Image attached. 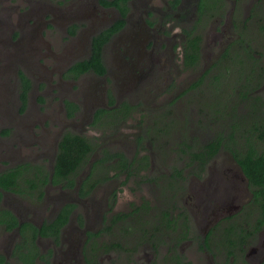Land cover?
Masks as SVG:
<instances>
[{
  "label": "flooded vegetation",
  "instance_id": "obj_1",
  "mask_svg": "<svg viewBox=\"0 0 264 264\" xmlns=\"http://www.w3.org/2000/svg\"><path fill=\"white\" fill-rule=\"evenodd\" d=\"M38 1L33 4L31 0H18L10 6V0H6L3 6L6 18L0 22L3 27L0 28V177H4L8 168L23 162L39 168L44 166L50 174L47 181L36 179V186L41 185V188L31 189L20 174H17L14 185L8 188L0 186V264H100L99 255L115 248L126 250L131 264H146L143 261L146 252L151 254V264H196L195 256L194 263H191L181 253V246L188 239L194 242L195 252L202 257L201 262L205 258L207 264H223L228 246H220L218 239H221V243L226 241L228 235L224 234L225 228L233 218L245 222L246 216L240 210L252 197L247 179L236 162L247 199L238 207L229 206L227 210L224 209L222 197L205 196L197 199L203 205L201 213L204 216V228L196 237V233L193 235L189 232L185 239H180L182 228L190 231L193 228L192 219L180 205V195L183 188L187 187V177L201 178L215 156L207 161L203 171L198 170L196 174L198 167L191 171L192 168L184 164L179 167L171 166L173 171L163 182V190L171 192L169 197L164 198L165 201L161 199L162 205L158 209L150 205L149 211L142 209L128 220V213L133 207L129 210L125 208V211L117 212L124 213L125 216L115 219L117 213H114L102 228H95L90 217L102 210L103 201L105 210L112 209L116 194L115 190H111L108 195H104L100 190L102 198L97 200L96 189L120 176L125 179L135 176L139 180L146 178L147 176H140L139 172H145L146 169L153 171L152 161L148 159V165L139 168L138 173L129 178L126 170L115 175L118 169L109 167L111 162L117 161L116 157L105 162L107 166L97 164L80 191L92 162L103 156L104 151L121 152L129 159L134 155L128 157L125 153L128 149L98 146L93 141L95 147L82 167L75 174L71 173L56 181L52 180L53 160L61 138L67 133L89 138V133L86 132L88 126L100 129L102 126L126 123L136 105L143 101L131 100L132 92L139 84L148 85L153 78L162 77L163 73L167 81L162 92L169 93V99L162 101L166 106L180 103L184 94L202 87L209 74H206L201 85L196 86L200 76L214 62L222 59L227 50L231 58L241 56L239 48L241 42L244 43L242 30L246 29L248 23L255 20L258 27L264 28V0ZM2 3L3 0H0V8ZM237 10L244 14L241 20L235 17ZM30 19L41 21V28L45 23H48L49 28H57L61 37L57 33L56 38L66 40L67 43L61 48L57 45L53 52L49 42H35L31 36ZM227 23L231 24L236 34V39L230 43L221 38ZM204 29L211 31L212 42L219 46V49L208 52L209 54L204 53L205 48L202 46L208 39V31L204 34ZM51 43L55 41L52 40ZM193 44L199 48L195 49ZM235 48H238L236 52ZM243 52L247 56L244 50ZM95 53L99 55V62L103 65L100 71L91 65L87 69H84L86 64L76 66L80 62L89 61ZM176 57L178 64L183 67L178 69L176 66L179 72H194L200 65H207L198 78L191 80V74L187 78L183 75L180 85L187 84L180 90L175 84L176 77L170 74L176 70L172 67ZM227 57L229 55L222 62ZM40 58H47L50 63L43 64ZM186 60L194 62L189 64ZM207 61L210 62L206 64ZM35 75L37 77L33 82L32 76ZM42 80L45 81L46 88L56 87L57 92L59 91L58 104L49 113L41 112V107L38 108L35 104L31 108L29 105L25 107L24 100H27L28 93L33 86L38 89V83ZM172 89L177 92L172 93ZM23 92L27 96L24 99ZM16 97L18 101L15 100ZM40 101L39 105H49L42 98ZM100 109H113L115 114L109 117V122H105V117L96 120L95 114ZM221 127L227 128L224 124ZM11 131H15V135L9 140H3ZM220 133L225 138L228 135L227 131ZM214 134L216 133H209L205 141L212 139ZM29 145L36 148L27 151L26 146ZM176 150L186 156L180 149H175L174 153H177ZM221 151L228 152L229 156L228 150L221 148ZM144 155L147 156L142 154ZM182 160L187 159L182 157ZM106 169L109 178L100 181ZM81 170H85L82 176L78 173ZM181 170L182 174H177ZM72 177L75 184L69 187L68 179ZM11 188L20 189L21 192ZM154 209L156 210L153 211ZM165 209L169 212L167 217L172 218L171 222L160 223L161 229L151 228L155 223L153 221L162 217L161 213ZM222 210H226V215L220 214ZM61 213L65 221L59 223ZM107 213L99 216L100 225H103ZM145 220L149 222L144 224ZM187 224L189 229L185 228ZM116 225H120L126 232L125 248L113 240L101 241V236L112 233ZM211 229L214 230L209 234ZM236 232L243 235L241 229ZM232 236L230 234L228 237L232 239ZM241 240L237 239L240 247L235 248L229 264H261L264 259V225L254 236L240 242Z\"/></svg>",
  "mask_w": 264,
  "mask_h": 264
},
{
  "label": "rangeland",
  "instance_id": "obj_2",
  "mask_svg": "<svg viewBox=\"0 0 264 264\" xmlns=\"http://www.w3.org/2000/svg\"><path fill=\"white\" fill-rule=\"evenodd\" d=\"M5 1L6 0H3L0 8V22L3 18H6L5 12H3ZM17 2L18 0H10L9 5L11 6L13 4H16ZM38 2V0H31V3L33 4ZM53 3L54 2L52 1V4ZM243 16V13H238V10L236 11L235 17L237 20H241ZM11 18L12 20H14L13 15L11 16ZM36 19L35 21H31L30 19L29 23L32 30L31 36L35 42H49L53 52L56 50L57 45L61 48V46L67 43L66 40L56 38L57 33L61 37L60 32L57 28H49L48 23H45L41 28V21H37ZM0 28L3 29L2 26H0ZM224 29L225 33L221 37L224 41H229L230 43L231 41L236 39V34L234 32L235 30L231 27L230 23L225 24ZM208 30L209 29H204L203 33L205 34V32H207ZM242 31H244L242 33L244 39V48H247V50L252 52V54H254L255 56H258L262 52L264 53V28L258 27V22L254 20L248 23L246 29ZM210 33L211 31H208V39H206V43L204 41V43L202 44L203 48H205L204 53L207 54H209L208 52L219 49V46L212 42ZM20 38H22V34ZM52 40H54L55 43L52 44ZM244 48H239V52L243 56ZM237 50L238 48H235L234 52H236ZM177 58L178 57H176L175 59L176 62L174 61L177 64L174 63L172 67L176 69L177 66L178 69H182L183 67H181V64H178ZM40 60L43 64L50 63L47 58H40ZM210 61H207L206 64H208ZM206 67L207 65L205 64H203V66L200 65L194 72L189 73L179 72L176 69L174 70L175 72L171 71L170 74L173 77H176V80H179L178 83H176L175 80V84L177 85L176 87L178 88V90H180L187 84L186 82L185 84L180 85L182 83L180 78L183 75L187 78V76L191 74V80H193L194 78H198ZM215 70L220 72L224 71V69H213L210 73H214ZM35 77H37V75H35L34 77L32 76L33 82ZM162 77L153 78V80L148 85L139 84L135 87L136 90L132 92V102H135L134 100L143 101H141V104L136 105L133 113L131 114V117L127 119L126 123H124L123 125L114 124L113 126H102L100 129L91 126L87 127L88 131L86 132L89 133V138L92 143L94 141L98 146L106 145L107 147H110L112 149H128L127 152H125L128 154V157L136 154H147L148 159L152 161L154 167L153 171L152 169H146L145 172H139L140 176H147L146 178H142L141 180H139V177L136 176L132 177V179H125L124 176H120L119 178L116 177L115 179H113V182L108 181L102 184L100 188L96 189L95 194H97V200L102 198L100 196V190H102V194L104 195H108L111 190H115L114 192L116 195L112 209L105 210L103 198V207L101 208L102 210L96 211L90 217V219H92V225L95 228L99 226V228L106 226L109 222V219L114 213L125 211V208H128L129 210L133 207V205L139 204L141 203V201H148L152 207L158 209L162 205L160 204L161 199L162 201H165L164 198L169 197V194L171 192L169 190H163L164 180L168 178L173 171L171 169V166L179 167L180 165L184 164V160H182V157L184 158L185 156L179 153L178 150H176L177 153H174L175 149L180 148L181 139H186L187 141H189L191 140V138L195 137L198 141H205L207 135L211 132H228L229 130V124L225 120L221 119L220 121L213 120L212 122H209V116H206L203 120L202 116L200 115L202 114V111L203 115H207L204 107H202L200 102L204 101V105L209 107L213 103V101L216 100L215 95L220 88L218 86L210 85V79L209 82L208 80H205V84L197 90L184 94L181 97L180 103L166 106V104L162 101H167L169 99V93L166 94L162 92L163 88L165 89L167 81L163 76V73ZM232 77L235 78V75ZM228 80L230 87L226 89L227 95H229L230 98H233L235 101H239L236 112L243 113L241 116L244 115L243 117H245V111L247 110V100L242 98L239 99V96L236 93L238 82L234 83V79H232L231 77H229ZM163 81L164 84L162 85ZM250 81V77L245 81L243 77L239 78V84L243 82L244 84H248L250 83ZM224 83L225 82L221 83L222 86L224 85ZM261 84L262 87L257 88L259 89L257 92L259 94H263L264 96V78L262 79ZM38 86V89H34L33 86V88L28 93V97L25 96L27 97V100H25V107L29 105L31 108L35 104L36 107H41V112L49 113V111L58 104L59 91L57 92L56 87L46 88L44 80H42V82H39ZM175 92H177L176 89H172V93ZM7 98L9 100L11 99L9 95L7 96ZM40 98H42V101L48 102L49 105H39L38 103H41ZM220 98L226 102L225 97L222 96L219 97V99ZM15 100L18 101L19 99L16 97ZM182 100L186 101V103H184ZM228 110L229 107L226 109V111L228 112ZM219 124H224L225 126H227V128L221 127V125ZM46 125L48 126L49 124ZM35 131L36 129L34 130V132ZM14 135L15 131H11L10 134L3 140H9ZM138 136L142 137V140L139 143L136 139ZM196 139H193L194 142L197 141ZM35 148L36 147L31 145L26 146L27 151ZM263 149L264 147H262V150ZM177 154L179 156H176ZM227 154L228 152L219 151L217 155L211 160V162L208 163L204 175L199 178L200 180L192 179L190 177L191 182L189 185L188 181L190 180V178L187 177V187L183 188L182 194L180 195V197H182V199H180V205L185 209V211L188 212V216L192 219L191 221L193 223V228L190 232L193 233V235L196 233L195 237L201 234L200 231L202 228H204L205 224V221L203 220L204 216H202L201 213L203 212V205L202 203L197 202V199L200 200L205 196L206 198H211L212 196L219 199L222 197L224 199H221L223 200V202H225L224 209L227 210L229 206L234 205V207H238L248 197V195L244 192L245 187L243 182L241 181L239 169L236 166L231 154L229 153V156H227ZM84 172L85 170H81L78 173L82 176V173ZM151 176L154 178L151 179ZM111 194L109 195V199L111 197ZM155 210L156 209H154L153 211ZM226 210H222L220 214L224 213L226 215ZM106 213V219H108L103 220V225L102 223L100 225L99 216ZM101 237V241L103 242L113 240L116 243H119L121 246L123 245L124 248L125 246L127 247L126 232L121 229L120 225L114 226L112 233H109V235L104 234ZM193 243L194 242L189 241V239L184 241L181 246V253L191 263H194L193 257L195 256L196 264H207L205 258L201 262L202 257L195 252ZM145 255L146 258L143 259V261L146 262V264L147 261H150L149 264H151L153 262V260H149V256H151V254L146 252ZM128 256V252L123 248H115V250H109L107 253H101L99 255L100 259L98 258V260L100 264H131L128 261ZM136 256L138 257V253L136 254ZM131 259H133V256L131 257ZM219 259L221 258L219 257Z\"/></svg>",
  "mask_w": 264,
  "mask_h": 264
},
{
  "label": "trees",
  "instance_id": "obj_3",
  "mask_svg": "<svg viewBox=\"0 0 264 264\" xmlns=\"http://www.w3.org/2000/svg\"><path fill=\"white\" fill-rule=\"evenodd\" d=\"M193 45L195 46V44ZM240 47L244 48L243 42H241ZM198 48L199 46L196 45L195 49ZM228 51L229 50H227L223 56L224 58L229 55V57L225 58L224 62H222L223 58L214 62L204 71L199 80L196 82V86H199L202 82H204L206 74H209L211 70L224 69L223 72L215 70V72L212 74L210 73V76L206 79L208 82L210 79V85L220 87L215 95L216 100L213 101L209 107L204 105V101H201L200 104L204 107L207 115L209 116L208 120L210 122L213 120L220 121L221 119L228 122L229 130L227 132V137L225 138L222 133L217 132L212 136V139L206 141H198L195 137L191 138L189 141L181 139V146L179 148L180 151L186 155L185 157L187 160H184V165L191 167V171H193L195 167L199 168H196L195 174L198 170L203 171L207 161L216 156L221 148L226 149L232 155V158L238 164L243 175L247 179V187L249 188L252 197L250 198V201H248V204H244L240 210V212L244 213L247 218L245 217V222H242L241 219L235 218L230 220L225 228L224 234H227L228 236L233 234L232 239L227 236L225 239L226 241H223L222 243L221 239H218L220 246H228L226 247V257L223 264H229L228 261L230 260V256L234 254L235 248L237 246L240 247V244L237 242L238 238H240V240L242 239L240 241L242 242L251 235L254 236V234L264 225V149L262 150V147H264V96L263 94H259L257 92V88L262 87L261 85L263 84H261V81L264 78V53L262 52L258 56H255L252 52L248 51L247 48H244L247 56H242L240 54L241 56L234 59L231 58L232 56ZM236 54H238V52ZM188 61L189 64L194 62L192 60H186V63H188ZM82 64H86V68L84 69H87V67L91 65L95 66L100 71L103 67L101 62H99V55L96 53L89 59V61L86 60L84 62H80L76 66L80 67ZM219 64H223V66ZM234 75L235 78L232 77ZM229 77L234 79V83L238 82L236 93L238 94L239 99L242 98L247 100L245 117H243L244 115L241 116L243 113L236 112L239 101H235L227 95L226 89L230 87L228 80ZM241 77L244 78V81L250 77V83L244 84L243 82L239 84V78ZM222 82H225L223 86L221 84ZM222 96L225 97L226 102L221 98L219 99V97ZM22 97L23 99L25 98V92L22 93ZM228 107L229 110L227 112L226 109ZM114 114L115 110L113 109H100L96 112L95 118L96 120H99L105 117V122H109V117H113ZM202 117L205 118V115ZM136 139L139 143L141 142L142 137L138 136ZM193 139H196L197 141L194 142ZM94 147L93 143L86 136L69 133L64 135L58 144L57 154L53 160L52 180H60L66 175L71 173L75 174L77 170L82 167V164L86 162L88 154L94 149ZM115 157L117 158V161L115 163L111 162L109 166L111 169L114 167L118 169L115 175H118L123 170H126L127 177L129 178L130 175L134 173L137 174L139 168H145L148 165V157L146 155L139 156L136 154L132 159H129L121 152L108 153L104 151L103 156L92 162L90 172L84 179V184L82 183L80 191L84 188L86 181L93 174V169L97 164L100 166H107L105 162H108ZM195 162H197L196 166L194 165ZM136 164H138V167H136ZM111 165L114 166L112 167ZM106 170L107 171L104 172V177H102L100 181H104L109 178L108 169ZM182 171L183 170L177 172V174H182ZM4 174V177H0V186L8 188L9 186L14 185L17 174H20L23 181L29 183L28 187L33 189L42 187L41 185L36 186V179L42 178L41 180L47 181L50 171L45 169L44 166L39 168L37 165L30 164L29 162H23L15 167L8 168ZM68 180V186L73 187L75 184L73 177ZM11 189L21 192L20 189ZM142 209L149 211L150 204L148 201L133 205L131 212L128 213V220L130 218H134L137 215L135 212H140ZM168 214V210H163L161 213L162 217L159 216L158 220L153 221L155 223L151 228L161 229L162 227L160 226V223H170L172 218L167 217ZM60 216L59 223H62L65 221V218H62L63 213H61ZM123 216H125L124 213H117L115 219ZM237 221L242 223H237ZM148 222L149 220H145L144 224ZM185 228L189 229V224H187ZM237 229H241L243 231V235L242 233H237ZM213 230L214 229H211L209 234H211ZM189 232L190 230L182 228L180 239H185ZM205 242L208 247V237H206ZM261 264H264V259Z\"/></svg>",
  "mask_w": 264,
  "mask_h": 264
}]
</instances>
